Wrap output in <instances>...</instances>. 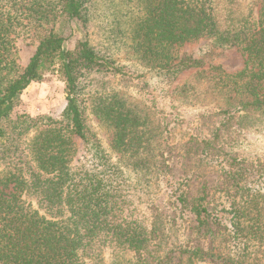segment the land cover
Returning <instances> with one entry per match:
<instances>
[{"label": "trees", "instance_id": "obj_1", "mask_svg": "<svg viewBox=\"0 0 264 264\" xmlns=\"http://www.w3.org/2000/svg\"><path fill=\"white\" fill-rule=\"evenodd\" d=\"M31 10L51 29L24 69L13 55L12 22L0 11V166L6 167L0 173V264H88L107 251L117 264H159L157 230L131 208L120 168L89 127L86 90L106 78L131 76L114 57L123 47L163 83H172L204 66L178 57L177 50L210 38L246 57L239 73L210 76L213 88L233 101L224 113L264 114V0L256 14L241 11L235 0H37ZM55 73L65 84L66 120L13 119L23 92ZM92 98L94 115L114 130L113 149L128 167L150 174L147 117L117 95ZM74 136L91 148L103 170L74 166ZM160 179L175 211L191 218L196 229L210 221L221 227L230 254L218 260L264 264V186L249 187L214 213L201 203L192 207L164 168ZM10 185L7 194L2 188ZM26 199L36 207H27Z\"/></svg>", "mask_w": 264, "mask_h": 264}, {"label": "rangeland", "instance_id": "obj_2", "mask_svg": "<svg viewBox=\"0 0 264 264\" xmlns=\"http://www.w3.org/2000/svg\"><path fill=\"white\" fill-rule=\"evenodd\" d=\"M35 1L0 0V11L12 22L13 55L21 69L27 67L51 29L33 17ZM43 1L52 4L55 0ZM235 2L241 11L251 9L256 14L262 0ZM177 56L201 61L204 66L185 71L166 84L138 63L126 47L115 50L116 61L127 66L131 76L106 78L86 90L88 124L110 163L120 168L119 181L131 208L157 230L159 264H223L216 257H227L230 243L221 227L210 221L199 231L191 218L181 217L168 197L167 183L160 179L161 171L166 170L192 207L201 203L214 213L227 208L232 198L248 193L249 187L264 186V114H225L226 109H233V101H228L226 92L213 88L211 75L221 71L234 75L244 69L246 57L239 48H219L212 39L202 38L180 47ZM100 93L119 96L147 117L150 153L145 158L152 165L150 174L128 167L113 149L114 130L92 111V97ZM66 97L64 82L58 74H51L23 92L12 118L49 116L65 121ZM73 140L78 150L74 166L92 172L103 170L91 148L76 136ZM5 168L1 164L0 173ZM12 187L2 189L10 194ZM24 202L36 207L31 199ZM114 260L107 251L88 264H117Z\"/></svg>", "mask_w": 264, "mask_h": 264}]
</instances>
